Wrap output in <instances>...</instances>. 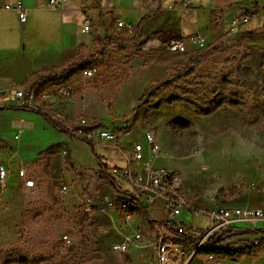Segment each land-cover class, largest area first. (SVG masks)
Segmentation results:
<instances>
[{
    "label": "rangeland",
    "instance_id": "1",
    "mask_svg": "<svg viewBox=\"0 0 264 264\" xmlns=\"http://www.w3.org/2000/svg\"><path fill=\"white\" fill-rule=\"evenodd\" d=\"M183 1L165 0V5L168 7ZM189 1L200 6V0ZM213 2L214 5L208 3L203 7L210 25L198 35L205 38L206 46L223 39L222 52L205 61L193 77L179 84L177 90H168L136 113L130 110L127 116L117 121L122 125L115 129L116 133L124 134L138 127L140 132L148 129L157 131L161 167L179 178L180 195L191 202L203 199L206 205L212 197L229 204L243 199L244 194L264 191V15L254 13L238 32L231 31L229 26L233 18L242 16L248 9L256 5L264 7V0ZM140 7L139 0H123L121 5H116L115 17L124 18L127 23L136 26L142 18ZM219 13L224 17L223 24L215 22ZM177 28L174 24L170 30L180 33ZM245 30L256 32L247 39L245 46H241L236 38ZM146 39V36L142 37L138 47L133 49L111 45L105 56L97 57L94 66L101 69L104 77L105 84L100 86L102 90L108 94L113 90L120 92L133 75L150 76L151 82H154L184 66L194 54L193 51L172 54L164 44L157 49L150 46V42H145ZM246 53L249 55L247 59ZM135 60L144 62L134 67ZM227 87L243 94L242 101L247 104V110L226 106L214 115L201 116L190 103L157 107L160 100L171 97H183L205 107L206 100L224 92ZM123 110L117 107L119 113ZM74 150L77 158L84 157L89 161L85 148L75 146ZM97 152L111 168L124 169L128 166L125 145L120 148L98 146ZM21 170L25 171V177L12 179L9 169L7 187L3 188L0 184V264H103L104 258L111 252L106 240L116 232L108 217L112 209L109 201L98 204L85 197L82 201L76 199L74 204L69 203L68 190L66 194L61 192L65 182L58 178V174L50 172L49 166L40 165L34 177H29L25 168ZM65 187H69L67 182ZM82 191L85 194L87 190L83 187ZM165 203L164 198L155 197L151 209L153 218L163 215ZM87 207L91 208L88 212L85 211ZM136 211H140V207L132 208L129 213L134 216ZM177 219L178 223L184 221L182 227L193 239L209 227L206 215L195 216L189 209H183ZM118 220V232L133 236L130 234L135 235L140 230L148 241L154 239L144 228H139L140 216L136 215L126 222L122 213L118 212ZM247 224L239 223L240 226ZM65 234L75 237L70 248L63 245ZM228 243L233 242L224 244ZM184 245L188 255L192 248ZM217 261L223 264H264V249L236 260L220 256ZM191 264L211 262L207 255L197 254Z\"/></svg>",
    "mask_w": 264,
    "mask_h": 264
},
{
    "label": "crops",
    "instance_id": "2",
    "mask_svg": "<svg viewBox=\"0 0 264 264\" xmlns=\"http://www.w3.org/2000/svg\"><path fill=\"white\" fill-rule=\"evenodd\" d=\"M17 1L19 0H0V4H14ZM20 1L27 10L28 18L24 25L20 23L15 11L0 9V162L11 170L12 179H20L18 172L21 169L25 168L29 177H34L40 165L49 166L50 172L58 174V178L63 180L65 185L66 182L69 184V203L74 204L76 199L82 201L85 197L92 198L98 204L127 199L130 210L140 207V211H136L131 218L140 216L138 226L144 228L148 236L154 237L162 232L175 233L171 227L175 225L177 229L183 226L184 221L178 223L177 219L181 215L170 216L165 210V203L163 215L155 219L151 215L155 198L151 203H143L137 198L135 189L126 181L114 179L122 192L114 190L106 180L100 177L101 165L107 168V174L110 176L111 167L103 162L102 156L97 152L98 146L105 145L89 142L72 132L79 126L81 119H86L90 127L116 132L115 129L122 125L117 124V121L127 116L130 110L134 111L139 98L160 78L151 82L150 76L144 78V76L133 75L127 86L120 92L113 90L111 94L110 92L108 94L100 88L105 81H103L101 69L96 66L99 74L95 78L85 79L80 72L69 80L75 85L72 97L42 100L38 96L39 92L49 91L56 86L55 84L42 86L44 77L55 75L71 63L92 59L94 64L98 57L99 38L112 32L125 34L116 30V20L122 18L115 17L114 12L116 5H121L123 0H69L60 10L50 8L49 0ZM207 4L212 6L214 2L200 0L199 7L191 3V8L187 10L166 11L165 0H139L140 10L143 12L140 21H144L139 40L146 36L145 41L151 39L148 41L150 46L159 49L170 39L188 38L198 34L210 25L205 18V8H203ZM87 17L91 20L90 31L84 30ZM131 21L135 20L131 19ZM174 24L178 26L180 33L171 32L170 28ZM162 50H164L163 47ZM197 50L199 49L192 46L188 48V52ZM141 62L143 63L144 60ZM30 89L35 90L37 95L31 100V104L23 106L22 101L16 98V93L19 90ZM117 107L123 108V112L119 113ZM49 118L62 123L73 135L55 128L48 121ZM146 131H153L157 136L155 130L148 129L140 132L139 127L134 128L129 134L118 133L120 145L116 148L125 145L127 155H130L135 143L144 142ZM157 141L159 143L158 136ZM75 146L85 148L89 153V161L84 157L77 158ZM68 156L71 158V164L67 162ZM145 159L153 167L162 166L161 161L152 156L147 145ZM83 187L87 190L85 194L82 191ZM243 196V199L236 202L224 203L231 207L264 209V191L251 192ZM212 199L215 198L212 197L210 201ZM200 201L205 204L203 199ZM118 212L125 215L117 207H112L108 212L110 222L116 231L109 240H106L108 245L110 244V249L112 244L122 242L126 235L118 232ZM257 226L254 227L251 223L244 226L238 225L234 231L264 230L262 223H258ZM261 234L264 235V233ZM252 237L254 236L236 238L238 240L231 241L233 243L250 242ZM154 253L151 247H133L125 254L111 250L104 258L103 264H124L125 262L158 264Z\"/></svg>",
    "mask_w": 264,
    "mask_h": 264
},
{
    "label": "built area",
    "instance_id": "3",
    "mask_svg": "<svg viewBox=\"0 0 264 264\" xmlns=\"http://www.w3.org/2000/svg\"><path fill=\"white\" fill-rule=\"evenodd\" d=\"M69 0H49V7L54 10L62 9ZM191 8V2L184 0L183 2L175 5H169L166 11L187 10ZM0 9L5 11H15L19 17L21 24L27 22V10L25 9L22 1H17L14 4H0ZM264 15V7L257 6L248 9V12L242 16H236L229 22L231 31L238 32L244 24H247L253 14ZM216 24H223L224 17L218 14L215 18ZM115 28L121 33L127 35L133 34L135 26L127 23L125 19H117ZM91 20L87 17L85 19V31H90ZM192 46L195 49H203L206 47V40L201 35H193L188 38H173L164 43V47L173 54H185L188 52V47ZM99 69L97 67L87 68L81 72L85 79H92L98 76ZM75 92V85L69 81L64 84L56 85L49 91H42L38 96L42 100H50L57 98H70ZM37 95L36 91L30 89L28 91L19 90L16 93V98L21 100L24 105L31 104V100ZM72 132L89 142L103 144L105 146L120 145V136L115 131L110 129H101L90 127L86 119L79 121V126L73 129ZM149 148L151 154L155 158H160L161 145L157 141V136L153 131H146L144 133V142L135 143L133 151L130 155H126L128 163L127 168H111L109 171L110 176L117 181H126L136 191L137 198L143 203H151L155 197H162L166 201V212L170 216H179L183 209L193 211V215L199 216L206 215L209 222V227L198 238L194 245L184 236L177 233H157L152 242L148 241L142 232H136L135 235H125L124 240L120 243H114L111 250L121 254L129 252L133 247H151L154 249L158 264H190L191 261L197 256L198 250L205 245L209 239L216 234H223L226 232L234 231V229L242 222L251 223L252 226L258 227V223L263 224L264 228V209L261 208H239L231 207L220 201L218 198L207 201L208 205L202 204L201 201L191 202L185 199L179 193L180 180L178 177L172 175L165 167H153L151 163L146 162L145 147ZM20 177H25V171H19ZM9 179V171L5 165H0V184L3 188L7 187ZM67 187H62V193H66ZM110 207H117L125 215V220H130L131 215L129 200L119 199L109 202ZM91 208L87 207L86 212ZM178 230L184 231L183 227L179 226ZM264 238V235L259 234L250 239V242L257 245L258 242ZM179 241V244L176 243ZM62 242L65 248H70L74 242L75 237L73 234H65L62 237ZM188 244L192 251L187 255L185 245ZM220 256L207 255V259L211 264H223L218 262ZM124 264H129L125 262Z\"/></svg>",
    "mask_w": 264,
    "mask_h": 264
},
{
    "label": "trees",
    "instance_id": "4",
    "mask_svg": "<svg viewBox=\"0 0 264 264\" xmlns=\"http://www.w3.org/2000/svg\"><path fill=\"white\" fill-rule=\"evenodd\" d=\"M144 21H140L136 26L133 34L131 35H120L118 33L112 32L107 34L103 38H99V46L97 49V55L105 56L111 45H117L123 49H133L138 47V40L141 35L142 26ZM256 32V30H245L237 36V41L241 46L246 45L247 39ZM151 39L145 41L148 42ZM145 42L143 44H145ZM224 44L223 39H219L216 43L206 46L203 49H199L194 52V54L188 59L187 63L181 68L171 72L168 76L163 77L155 81L152 86L139 98L138 105L133 112H137L141 107L149 104L152 100L159 99L162 94L167 92L170 89L177 90L180 83H185L188 79L193 77L197 71L201 68L202 64L207 61L210 57L215 54L222 52V46ZM245 58H249V55L246 53ZM96 67L93 64L92 59L83 60L75 63L68 64L60 72L55 75H50L44 77L41 85L55 84L60 85L69 82V80L74 77L76 74L82 72L87 68ZM231 81V79H230ZM229 82V81H228ZM227 93V94H226ZM231 94V96H229ZM243 94L238 90L233 91L230 87L224 90V92L219 93L217 96L210 98L205 101V107L189 102L183 97H171L167 100H160L158 106L162 105H173L175 103H190L191 106L195 109L196 113L201 116H211L217 113L219 110L225 108L226 106L236 109V110H247V104L242 101ZM28 109L29 107H24ZM264 112V109L262 113ZM55 128L71 134L62 123L48 119ZM73 135V134H71ZM68 164H71V158L67 157ZM101 165V179L107 181V183L117 192H122L121 188L118 186L117 182L112 179L107 174V168H103ZM173 232L184 236L190 243L195 239L191 238L188 234L183 231L176 229L175 225L171 227ZM264 233V230L261 229H246L241 231H230L223 234H216L212 236L209 241L203 245L197 252V254L203 255H217L223 256L225 258L239 259L245 255H255L257 252L264 249V239H261L257 245L252 242L239 241L238 243H228L236 238H242L247 236H256L258 234Z\"/></svg>",
    "mask_w": 264,
    "mask_h": 264
},
{
    "label": "water",
    "instance_id": "5",
    "mask_svg": "<svg viewBox=\"0 0 264 264\" xmlns=\"http://www.w3.org/2000/svg\"><path fill=\"white\" fill-rule=\"evenodd\" d=\"M141 64H142L141 60H135V61H133L132 65L135 67V66H139Z\"/></svg>",
    "mask_w": 264,
    "mask_h": 264
}]
</instances>
